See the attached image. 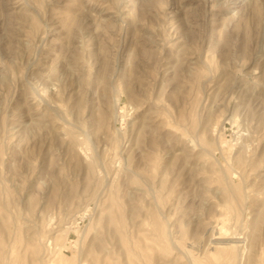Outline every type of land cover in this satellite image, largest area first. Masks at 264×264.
<instances>
[{
    "label": "rangeland",
    "instance_id": "obj_1",
    "mask_svg": "<svg viewBox=\"0 0 264 264\" xmlns=\"http://www.w3.org/2000/svg\"><path fill=\"white\" fill-rule=\"evenodd\" d=\"M0 264H264V0H0Z\"/></svg>",
    "mask_w": 264,
    "mask_h": 264
},
{
    "label": "bare ground",
    "instance_id": "obj_2",
    "mask_svg": "<svg viewBox=\"0 0 264 264\" xmlns=\"http://www.w3.org/2000/svg\"><path fill=\"white\" fill-rule=\"evenodd\" d=\"M213 127V126H212ZM221 207V206H220ZM226 211V210H225ZM223 214V213H222ZM222 214L220 216H222ZM229 214V213H228ZM217 219V218H216ZM229 218L226 217V215L222 218L220 217V219L218 220V223H219V227H218V234H219V238H222L226 235V233L229 232H226L225 228L227 227H223V225L226 223V221L228 220ZM227 224V223H226ZM218 226V225H217ZM216 231V230H215ZM232 235V234H231ZM228 236V235H227ZM226 238V236L224 237ZM229 238V237H228ZM211 244V243H210ZM233 245L235 246L236 245V240H232L230 241L228 239V241H220L218 242L217 241V244L215 242V247L217 248V250H223V251H226L227 254H229V256H232L233 252H232V247ZM226 254V253H225ZM238 260V259H237Z\"/></svg>",
    "mask_w": 264,
    "mask_h": 264
}]
</instances>
